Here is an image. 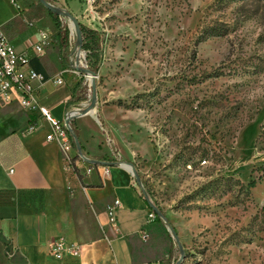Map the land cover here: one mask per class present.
<instances>
[{"label":"rangeland","instance_id":"obj_1","mask_svg":"<svg viewBox=\"0 0 264 264\" xmlns=\"http://www.w3.org/2000/svg\"><path fill=\"white\" fill-rule=\"evenodd\" d=\"M16 1L3 32L33 45L50 13ZM63 1L100 35L102 132L178 235L180 264H264V0Z\"/></svg>","mask_w":264,"mask_h":264},{"label":"crops","instance_id":"obj_2","mask_svg":"<svg viewBox=\"0 0 264 264\" xmlns=\"http://www.w3.org/2000/svg\"><path fill=\"white\" fill-rule=\"evenodd\" d=\"M28 1L27 12H34L36 1ZM12 4L17 1L0 0L1 31L9 24L3 8L16 13ZM45 22L55 60L30 52L37 42L27 46L18 36L8 41L17 52L29 54L32 69L45 81L63 74L64 86L47 82L35 87L41 104L65 122L70 112L86 106L88 94L84 81L70 70L52 18L39 24ZM12 100L0 98V264H168L177 259L168 228L149 220L152 210L133 187L129 167H109L104 174V166L80 159L74 141L67 151L47 141L49 125L22 108L16 96ZM97 108L74 120L83 154L128 163L107 144L99 120L104 114ZM32 123L36 130L27 132ZM54 241L75 245L78 254L55 260L49 254Z\"/></svg>","mask_w":264,"mask_h":264},{"label":"built area","instance_id":"obj_3","mask_svg":"<svg viewBox=\"0 0 264 264\" xmlns=\"http://www.w3.org/2000/svg\"><path fill=\"white\" fill-rule=\"evenodd\" d=\"M49 39V35L42 32L40 34V39L33 45L30 52L34 53L37 58H42L45 55ZM76 40L74 33L72 31L69 32V66L71 72L77 78L84 81L85 85L88 87V102L85 106L87 107L90 103L92 94V77L89 74L81 72L79 69L91 70V64L86 56V52L76 48ZM47 82H51L56 87H61L65 84L63 74L55 79H48L45 81L32 69L29 54L17 52L8 41L4 32L0 30V98L5 101H13V97L16 96L17 99H19L22 108L30 113H37L41 123H47L49 125L50 131L47 135V141L58 142L62 145L64 151H67L68 148L72 147V140L65 122L55 119L50 110L41 104L39 94L35 87L36 83L44 84ZM80 110L81 109L73 110L68 117L77 114ZM34 130H36V128L29 132H33ZM68 166L70 168L73 166L70 161L68 162ZM103 172L104 174H108L109 167L104 166ZM130 173L133 177V187L141 196H144L132 171H130ZM149 220H158L153 211L149 213ZM78 250V247L67 241H54L49 245V254L57 261L77 255Z\"/></svg>","mask_w":264,"mask_h":264},{"label":"water","instance_id":"obj_4","mask_svg":"<svg viewBox=\"0 0 264 264\" xmlns=\"http://www.w3.org/2000/svg\"><path fill=\"white\" fill-rule=\"evenodd\" d=\"M45 9H47V11H49V13H52L53 15L56 16H61V17H68L72 24L73 27L75 29L76 32V48L81 50L82 48V31H81V26L80 23L77 21V19L72 16L70 13H67L64 9L54 6L50 3H48L46 0H37ZM81 72L89 74L92 77V83H91V90H92V94H91V99H90V103L87 107H85L84 109H81L77 114L71 115L69 116L66 121H65V125L66 128L69 132V134L71 135L78 156L80 157L81 160H83L84 162L91 164V165H98V166H105V167H114V166H127L130 168V171H132L133 176L135 177L138 185L140 186V188L142 189L143 195H144V199L146 200V202L148 203L149 207L151 208V210L156 214L157 218L168 228L172 238L176 241L178 249H179V253L181 255L180 260L176 263V264H180V262L183 260L184 258V252L182 249V245L180 243L179 237L176 234V232L174 231L172 225L167 221V219L163 216V214L161 213V211L154 206V204L151 203V201L149 200L148 194L144 188V186L141 183V180L138 176V173L136 171H134L133 167L129 164V163H124L122 161L119 162H109V161H93L92 159L88 160L86 159L87 157L83 154L82 152V148L78 139V136L76 135V133L74 132V130L71 127V122L73 120H75L76 118L80 117V116H84L86 114H89L91 112H93L96 109L97 106V93H96V78H97V73H95L92 70H84V69H79Z\"/></svg>","mask_w":264,"mask_h":264},{"label":"trees","instance_id":"obj_5","mask_svg":"<svg viewBox=\"0 0 264 264\" xmlns=\"http://www.w3.org/2000/svg\"><path fill=\"white\" fill-rule=\"evenodd\" d=\"M48 3L52 4V5H57V0H46ZM50 17L52 18L56 29L59 31V37H60V48L62 53L66 54L67 56L69 55L68 52V36H69V31L65 30V33L63 34V26L61 23V16H56L53 15L52 13H50ZM81 31H82V49L84 51H86L88 53V60L91 63V67L90 69L94 72H97L101 63V59H102V40L100 38V35L97 32L91 31L87 28H85L84 26H81ZM75 121L73 120L71 122V127L74 130V132L76 133V135L78 136V131L76 129L75 126ZM37 128V124L36 123H32L29 128L28 131H31L32 129ZM72 142L73 139L70 136ZM253 185V184H252ZM150 208V207H149ZM159 223H162L159 219H158Z\"/></svg>","mask_w":264,"mask_h":264}]
</instances>
